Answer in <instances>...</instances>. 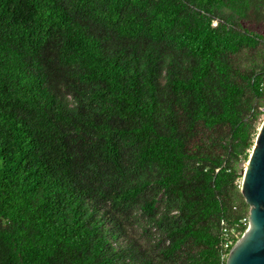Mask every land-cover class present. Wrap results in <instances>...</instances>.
<instances>
[{"label": "trees", "instance_id": "obj_1", "mask_svg": "<svg viewBox=\"0 0 264 264\" xmlns=\"http://www.w3.org/2000/svg\"><path fill=\"white\" fill-rule=\"evenodd\" d=\"M251 22L264 0H0V264H226L264 118Z\"/></svg>", "mask_w": 264, "mask_h": 264}, {"label": "water", "instance_id": "obj_2", "mask_svg": "<svg viewBox=\"0 0 264 264\" xmlns=\"http://www.w3.org/2000/svg\"><path fill=\"white\" fill-rule=\"evenodd\" d=\"M240 191L249 204L248 224L230 248L226 264H264V118L242 169Z\"/></svg>", "mask_w": 264, "mask_h": 264}, {"label": "rangeland", "instance_id": "obj_3", "mask_svg": "<svg viewBox=\"0 0 264 264\" xmlns=\"http://www.w3.org/2000/svg\"><path fill=\"white\" fill-rule=\"evenodd\" d=\"M250 27L257 31L264 32V22H259V23L251 22ZM244 165H245V162L241 163L242 169L244 168Z\"/></svg>", "mask_w": 264, "mask_h": 264}, {"label": "bare ground", "instance_id": "obj_4", "mask_svg": "<svg viewBox=\"0 0 264 264\" xmlns=\"http://www.w3.org/2000/svg\"><path fill=\"white\" fill-rule=\"evenodd\" d=\"M247 165V161L245 162V165L244 166H246Z\"/></svg>", "mask_w": 264, "mask_h": 264}, {"label": "built area", "instance_id": "obj_5", "mask_svg": "<svg viewBox=\"0 0 264 264\" xmlns=\"http://www.w3.org/2000/svg\"><path fill=\"white\" fill-rule=\"evenodd\" d=\"M226 235H227V234H226ZM225 245H227V243H226Z\"/></svg>", "mask_w": 264, "mask_h": 264}]
</instances>
